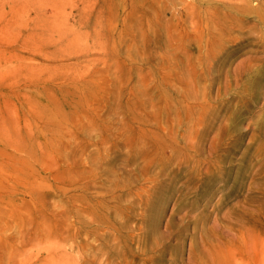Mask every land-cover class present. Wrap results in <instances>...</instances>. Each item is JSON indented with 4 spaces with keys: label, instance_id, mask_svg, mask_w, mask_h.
Here are the masks:
<instances>
[{
    "label": "rangeland",
    "instance_id": "374dc122",
    "mask_svg": "<svg viewBox=\"0 0 264 264\" xmlns=\"http://www.w3.org/2000/svg\"><path fill=\"white\" fill-rule=\"evenodd\" d=\"M263 9L0 0V264H264Z\"/></svg>",
    "mask_w": 264,
    "mask_h": 264
},
{
    "label": "bare ground",
    "instance_id": "6f19581e",
    "mask_svg": "<svg viewBox=\"0 0 264 264\" xmlns=\"http://www.w3.org/2000/svg\"><path fill=\"white\" fill-rule=\"evenodd\" d=\"M258 10H260V9H258ZM264 10V9H263ZM263 12V11H262ZM252 62V61H251ZM260 155L261 156H264V145H263V147L262 148H260ZM262 184V183H261ZM7 240V239H6ZM8 241V240H7ZM4 243V242H3Z\"/></svg>",
    "mask_w": 264,
    "mask_h": 264
}]
</instances>
